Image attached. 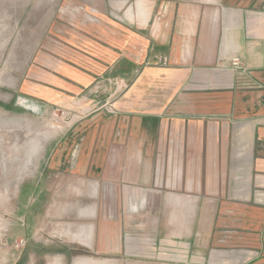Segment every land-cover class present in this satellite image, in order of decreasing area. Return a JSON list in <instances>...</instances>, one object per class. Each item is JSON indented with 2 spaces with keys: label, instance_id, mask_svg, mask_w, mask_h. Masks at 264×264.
Returning <instances> with one entry per match:
<instances>
[{
  "label": "crops",
  "instance_id": "obj_1",
  "mask_svg": "<svg viewBox=\"0 0 264 264\" xmlns=\"http://www.w3.org/2000/svg\"><path fill=\"white\" fill-rule=\"evenodd\" d=\"M80 4L97 10L99 25L79 54L130 83L117 114L97 125L93 163L98 208L112 185L113 199L135 202L156 225L154 246L130 245L132 258L264 264V0Z\"/></svg>",
  "mask_w": 264,
  "mask_h": 264
},
{
  "label": "rangeland",
  "instance_id": "obj_2",
  "mask_svg": "<svg viewBox=\"0 0 264 264\" xmlns=\"http://www.w3.org/2000/svg\"><path fill=\"white\" fill-rule=\"evenodd\" d=\"M96 12L80 0H0V264H144L130 245L156 242V225L112 185L98 208L95 130L130 83L79 54L96 44Z\"/></svg>",
  "mask_w": 264,
  "mask_h": 264
},
{
  "label": "built area",
  "instance_id": "obj_3",
  "mask_svg": "<svg viewBox=\"0 0 264 264\" xmlns=\"http://www.w3.org/2000/svg\"><path fill=\"white\" fill-rule=\"evenodd\" d=\"M163 60H164V63H166V62H167V59H163ZM233 61H234V64H235V65L239 64V61H238V59H234Z\"/></svg>",
  "mask_w": 264,
  "mask_h": 264
}]
</instances>
